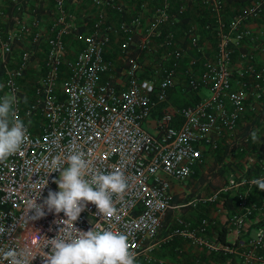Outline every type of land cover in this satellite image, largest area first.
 Returning a JSON list of instances; mask_svg holds the SVG:
<instances>
[{
    "label": "built area",
    "instance_id": "built-area-1",
    "mask_svg": "<svg viewBox=\"0 0 264 264\" xmlns=\"http://www.w3.org/2000/svg\"><path fill=\"white\" fill-rule=\"evenodd\" d=\"M21 1L9 0L13 5ZM66 1L53 0L57 13L45 36L36 10L26 19L8 7L0 9L6 18L0 21V97H17L14 107L32 141L0 163V226L6 228L0 235V264H9L4 258L9 250L25 252L18 257L25 264H44L51 239L93 228L127 235L138 264H153L148 249L175 207L172 183L187 180L204 161V147L216 148L218 138L238 125L247 102L253 108L264 95V65L255 48L241 46L259 39L264 49V28L256 33L248 26L264 13V0H250L229 17L227 0H199L211 12L200 23L192 17L179 22L189 0L175 5L173 0H142L143 7L156 2L144 26L142 13H131L123 0H85L83 32ZM203 30L215 41L213 52L202 39ZM67 37L76 44L70 46ZM114 37L112 58L106 51ZM41 39L43 62L28 97L21 79ZM176 86L193 101L171 102ZM74 152H82L93 171L123 172L127 187L122 196L112 197L115 214L102 215L89 202L70 227L72 222H58L67 219L63 212H49L45 205L46 215L33 220L34 199L43 204L49 191H59L54 182L59 171L48 173L52 161L59 157L67 167V156ZM256 178H264V166L248 177L231 174L210 195L198 197L217 200L221 210L222 193H233L241 210L229 212L225 224L236 229L235 240L209 241L204 232L210 217L192 224L181 215L165 238L180 235L220 252L214 264H264V207L247 196ZM254 220L260 224L252 229ZM184 264L200 263L192 258Z\"/></svg>",
    "mask_w": 264,
    "mask_h": 264
},
{
    "label": "crops",
    "instance_id": "crops-1",
    "mask_svg": "<svg viewBox=\"0 0 264 264\" xmlns=\"http://www.w3.org/2000/svg\"><path fill=\"white\" fill-rule=\"evenodd\" d=\"M131 13L141 12L143 15V26L149 21L156 2L149 1L143 7L142 0H123ZM181 0H173V4ZM250 0H227L225 16L229 17L234 12L244 7ZM188 11L185 17L180 19V23H184V18H194L199 23L211 16V12L199 0L188 1ZM66 9L75 16V20L79 25V31L86 30L84 19H87L85 13V0H67ZM8 7L9 13L17 12L26 19L31 18V12L36 10L42 18V30L44 36L48 34V24L56 16V9L53 0H22L19 4L13 5L9 0H0V9ZM174 11V9H172ZM5 17L0 15V21H5ZM249 28L258 32L264 28V13L261 17L253 19L248 23ZM202 39L207 44L210 52L215 48V41L210 33L206 30L202 31ZM24 44L29 43V36L24 37ZM68 44H76L73 37H67ZM261 40L253 39L244 41L242 45L248 48H255L258 63L264 65V49H260L258 44ZM114 37L107 53L110 57H116V52L113 46L116 43ZM45 42L43 39L38 44L32 47V57L30 64L26 70L25 77L21 79L22 90L29 97L32 90V81L41 70L44 56ZM1 91V89H0ZM187 97L179 87H174L169 96L171 102H179L183 99L182 95ZM250 101V100H248ZM252 102V101H251ZM248 106L241 116L238 125L234 130L226 132L218 138V146L210 148L207 145L204 147V161L196 164L193 174L185 181L174 182L171 186L172 203L174 208L169 209L164 220V225L160 230L158 240L148 249V254L151 257L153 264H180L187 263L192 258H197L200 264H214L217 255L220 252L209 250L206 247L192 244L187 239L180 235H175L172 239H166L167 231L175 225V216L181 215L185 219L198 224L203 216L210 217L213 221L207 226L204 236L209 241H217L218 229L225 224V218L232 211H240L238 200L230 193H222V196L229 197V204H223L224 209H217L218 201H209L198 199V197L210 195L217 190L221 185L227 182L231 174L243 175L245 177L254 175L259 172L260 166H264V95H262L253 108ZM256 131L259 139L254 143L251 139V133ZM247 137V140H246ZM228 167V169L226 168ZM224 169V170H223ZM220 175L224 176L220 181ZM245 187V186H244ZM248 199L254 201L264 207V191H260L256 185L247 190ZM260 222L255 220L251 224V228H255ZM226 238L229 241L235 240L237 231L232 226H227Z\"/></svg>",
    "mask_w": 264,
    "mask_h": 264
},
{
    "label": "clouds",
    "instance_id": "clouds-1",
    "mask_svg": "<svg viewBox=\"0 0 264 264\" xmlns=\"http://www.w3.org/2000/svg\"><path fill=\"white\" fill-rule=\"evenodd\" d=\"M17 103L14 94L0 97V163L21 153L32 143L28 127L17 115L14 107ZM250 135L254 143L259 139L256 131ZM63 164L64 161L59 157L52 161V171L48 173L59 171V178L54 181L59 191H49L43 204H38L34 199V203L30 205V208L35 210L32 219L45 216L46 205L49 212H63L67 217L58 221L59 223L65 225L72 222L70 227H73L89 202L97 206L100 214L112 217L116 212L112 197L114 194L122 196L127 187L123 172L119 169L107 173L93 171L82 152L70 153L67 156L68 166L63 167ZM252 182L260 191H264V178H256ZM47 183L48 180L40 189ZM10 230L12 229H9V232ZM5 232L6 228L0 226V235ZM26 255L25 252L9 250L4 253V258L9 264H25V261L18 257ZM42 257L44 264H138L129 237L110 229L93 228L86 232L80 230L76 235H73L72 231H66L64 236L58 234L51 239L50 251Z\"/></svg>",
    "mask_w": 264,
    "mask_h": 264
},
{
    "label": "trees",
    "instance_id": "trees-1",
    "mask_svg": "<svg viewBox=\"0 0 264 264\" xmlns=\"http://www.w3.org/2000/svg\"><path fill=\"white\" fill-rule=\"evenodd\" d=\"M241 46H244V45H241ZM0 75H1V72H0ZM184 93V91H182ZM182 98L181 100H179V102H174V103H179V104H185V103H191L193 100H191V96L188 95L187 97H184V94L182 95ZM229 197H225V204L228 205L229 203ZM226 231H227V227L225 226V224H223L222 226L219 227L218 229V239L221 240L222 242H229V240H227L226 238ZM223 256V255H221ZM218 259V258H216Z\"/></svg>",
    "mask_w": 264,
    "mask_h": 264
},
{
    "label": "rangeland",
    "instance_id": "rangeland-1",
    "mask_svg": "<svg viewBox=\"0 0 264 264\" xmlns=\"http://www.w3.org/2000/svg\"><path fill=\"white\" fill-rule=\"evenodd\" d=\"M226 168L228 169V167H226ZM223 170H224V169H223ZM223 177H224V176L220 175V181L223 180ZM58 178H59V176H58Z\"/></svg>",
    "mask_w": 264,
    "mask_h": 264
}]
</instances>
